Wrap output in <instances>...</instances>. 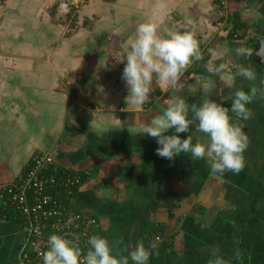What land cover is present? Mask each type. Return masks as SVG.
Segmentation results:
<instances>
[{"label":"crops","instance_id":"1","mask_svg":"<svg viewBox=\"0 0 264 264\" xmlns=\"http://www.w3.org/2000/svg\"><path fill=\"white\" fill-rule=\"evenodd\" d=\"M60 1L0 5V186L17 181L34 154L49 153L57 167L82 176L72 206L97 219L94 235L108 240L113 255L142 242L146 249L158 243L149 264H211L213 247L227 264H264V96L248 105L238 174L213 175L207 157L162 158L143 132L177 95L189 106L210 99L230 108L236 89L264 82V0H228L226 24L217 0H87L69 36L56 18ZM234 21L242 27L231 39ZM146 22L161 36L191 33L203 59L186 70L180 89L154 76L149 101L138 107L128 102L116 56H126ZM87 42L93 48L85 51ZM199 62L207 72L195 71ZM221 64L218 74L208 71ZM242 65L258 79L240 76ZM25 238L16 218L0 215V264L18 263Z\"/></svg>","mask_w":264,"mask_h":264},{"label":"clouds","instance_id":"2","mask_svg":"<svg viewBox=\"0 0 264 264\" xmlns=\"http://www.w3.org/2000/svg\"><path fill=\"white\" fill-rule=\"evenodd\" d=\"M128 47L130 51L125 52L126 56H116V60L125 65L122 79L129 91L128 102L138 107L149 101L154 76L161 85L180 89L182 85L179 82L186 70L194 60L203 59L199 44L191 33L178 30L161 36L158 35V25L152 22L137 26L136 38L129 42ZM223 68V64L218 67L209 65L208 71L218 74ZM239 75L247 81L258 79L253 70L243 65ZM229 87L235 86L230 84ZM258 95L264 96V82L250 91L236 89L230 108L210 99L199 106H189L177 95L175 102L151 120L143 132L156 140V154L162 158L172 160L182 153L190 154L192 160L207 157L213 175L238 174L245 167L244 153L249 144L243 122L252 118L248 105ZM190 109L191 118L188 115ZM233 118L238 123H234ZM192 125L195 133L190 132ZM170 129H174V133L167 135ZM180 133L189 135L182 139ZM197 133L201 135L193 143V135ZM88 245V251L82 257L76 244L52 234L47 241V250L40 255L43 264H129V259L132 264H149L150 257L158 249V243H152L150 249H146L141 242L127 256L117 257L112 254L108 240L99 235L91 236ZM210 255L213 257L211 264H227L219 248L213 247Z\"/></svg>","mask_w":264,"mask_h":264},{"label":"built area","instance_id":"3","mask_svg":"<svg viewBox=\"0 0 264 264\" xmlns=\"http://www.w3.org/2000/svg\"><path fill=\"white\" fill-rule=\"evenodd\" d=\"M227 1L217 0L224 18L228 15ZM84 2L62 0L57 5L56 15L62 17L65 36L78 30L76 13ZM81 182V176L75 171L57 167L49 153H37L17 181L0 186V202L15 211V218L26 232L17 264H43L40 253L47 250L52 234L76 244L82 257L87 253L88 239L94 235L98 222L93 215L72 206L74 192Z\"/></svg>","mask_w":264,"mask_h":264},{"label":"trees","instance_id":"4","mask_svg":"<svg viewBox=\"0 0 264 264\" xmlns=\"http://www.w3.org/2000/svg\"><path fill=\"white\" fill-rule=\"evenodd\" d=\"M240 27H242L241 24H235V21L233 22L232 26L229 28V32H228V35H229V38L231 39H234V38H238L239 36L237 35V29H239ZM201 63L199 62L198 65H197V68L195 71H200V72H207V69L205 68H202L201 67ZM200 69V70H199ZM81 176V175H80ZM81 181H82V176H81ZM75 194V193H74ZM6 215V217L8 219H15L16 217V213L15 211L9 207V206H4L1 202H0V215ZM17 221L19 222V220L17 219ZM143 225V224H142ZM145 226V224H144ZM144 228V227H143ZM97 229V228H96ZM158 231V230H157Z\"/></svg>","mask_w":264,"mask_h":264},{"label":"rangeland","instance_id":"5","mask_svg":"<svg viewBox=\"0 0 264 264\" xmlns=\"http://www.w3.org/2000/svg\"><path fill=\"white\" fill-rule=\"evenodd\" d=\"M84 1H85V2L83 3V5H82L80 8H82V7L87 3V0H84ZM3 3H4L3 1H0V5L3 4ZM79 10H80V9H79ZM79 10H78V11H79ZM78 11H77V12H78ZM55 13H56V10H55ZM228 17H229V13H228V15H227V18H224V20H223V23H224V24H226V23L228 22V20H227ZM56 18L58 19L59 22L61 21L62 25L64 26V23H63V21H62V17H61V16H58V17H57V15H56ZM31 19H32V18H31ZM78 29H79V28H78ZM72 34H73V33H70V34H68V35H72ZM88 47L93 48V47H92V43L87 42L86 44H83V45H82V49L85 50V51L88 49Z\"/></svg>","mask_w":264,"mask_h":264}]
</instances>
